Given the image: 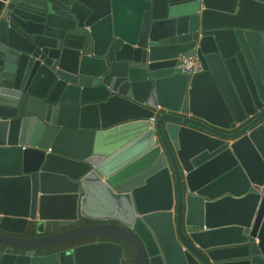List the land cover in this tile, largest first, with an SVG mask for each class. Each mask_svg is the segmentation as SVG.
Instances as JSON below:
<instances>
[{
	"label": "water",
	"instance_id": "obj_1",
	"mask_svg": "<svg viewBox=\"0 0 264 264\" xmlns=\"http://www.w3.org/2000/svg\"><path fill=\"white\" fill-rule=\"evenodd\" d=\"M0 264H264V0H0Z\"/></svg>",
	"mask_w": 264,
	"mask_h": 264
},
{
	"label": "built area",
	"instance_id": "obj_2",
	"mask_svg": "<svg viewBox=\"0 0 264 264\" xmlns=\"http://www.w3.org/2000/svg\"><path fill=\"white\" fill-rule=\"evenodd\" d=\"M176 73L187 75L189 77L202 71L200 62L196 58L179 57L174 67Z\"/></svg>",
	"mask_w": 264,
	"mask_h": 264
},
{
	"label": "flooded vegetation",
	"instance_id": "obj_3",
	"mask_svg": "<svg viewBox=\"0 0 264 264\" xmlns=\"http://www.w3.org/2000/svg\"><path fill=\"white\" fill-rule=\"evenodd\" d=\"M86 224H95L94 222H89L87 220H81L80 222H78L76 225L77 226H81V225H86ZM68 228H61V231H64V230H67ZM44 235H47V234H44ZM85 242H90V241H85ZM93 242V240L91 241ZM77 243H74L73 246H75ZM66 261L69 263L70 260L69 259H66Z\"/></svg>",
	"mask_w": 264,
	"mask_h": 264
},
{
	"label": "crops",
	"instance_id": "obj_4",
	"mask_svg": "<svg viewBox=\"0 0 264 264\" xmlns=\"http://www.w3.org/2000/svg\"><path fill=\"white\" fill-rule=\"evenodd\" d=\"M66 259H68V258H66Z\"/></svg>",
	"mask_w": 264,
	"mask_h": 264
}]
</instances>
